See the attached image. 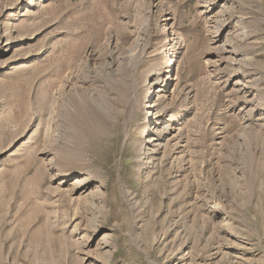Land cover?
Wrapping results in <instances>:
<instances>
[{"label":"rangeland","instance_id":"374dc122","mask_svg":"<svg viewBox=\"0 0 264 264\" xmlns=\"http://www.w3.org/2000/svg\"><path fill=\"white\" fill-rule=\"evenodd\" d=\"M0 264H264V0H0Z\"/></svg>","mask_w":264,"mask_h":264},{"label":"bare ground","instance_id":"6f19581e","mask_svg":"<svg viewBox=\"0 0 264 264\" xmlns=\"http://www.w3.org/2000/svg\"><path fill=\"white\" fill-rule=\"evenodd\" d=\"M150 97H152V95H150ZM150 97H148V99ZM119 100H121V99H119ZM153 104H154V100L152 99L150 102H148V104L146 103V105H144V125H146V126H144L143 135H144L145 138H148V143L156 142L157 141L156 139L158 137L156 135V133H157V131H156L157 123H156V119H155L154 112H153V109H154V105ZM120 110H122V109H120Z\"/></svg>","mask_w":264,"mask_h":264}]
</instances>
